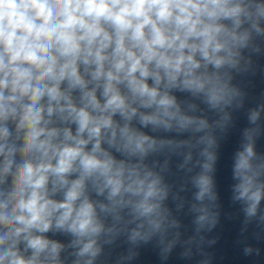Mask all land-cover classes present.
<instances>
[{"label": "clouds", "instance_id": "9594fccd", "mask_svg": "<svg viewBox=\"0 0 264 264\" xmlns=\"http://www.w3.org/2000/svg\"><path fill=\"white\" fill-rule=\"evenodd\" d=\"M256 37L264 0H0V264H96L101 237L120 232L133 244L158 237L169 253L175 221L167 185L145 162L153 153L179 152L182 168L200 169L192 211L214 225L204 203L217 199L214 122L174 93L227 120L240 96L232 73L244 50L260 51ZM262 113L264 104L249 112L255 127L233 157L246 222L264 223Z\"/></svg>", "mask_w": 264, "mask_h": 264}]
</instances>
